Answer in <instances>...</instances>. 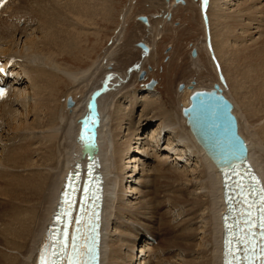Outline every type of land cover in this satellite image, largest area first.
I'll return each instance as SVG.
<instances>
[{"label":"bare ground","instance_id":"6f19581e","mask_svg":"<svg viewBox=\"0 0 264 264\" xmlns=\"http://www.w3.org/2000/svg\"><path fill=\"white\" fill-rule=\"evenodd\" d=\"M13 1L6 0L0 7V66L5 72V81L10 85L5 96L0 99V131L6 130L5 134L0 136V141H4V145L1 144L3 153L0 155V264H35L38 250L47 241L49 229L47 225L51 223V214L55 208L62 178L68 169H72L73 162L83 164L87 154L99 156L104 176L105 195L102 210L100 264H116L115 258L119 257V247L114 246L115 244L109 245L107 237L110 234L106 232V226L108 227L114 221H120L124 214L133 219H127L129 223L125 219L126 221L119 223L121 224L119 226L125 227L128 230L124 232L128 231L131 234L118 230L114 233L118 231V234L125 235L131 243L127 247L132 251V246L143 240L144 243L138 250L142 252L139 257L144 259L146 255L153 254V256L157 255V262L160 261L162 249L158 248L159 243L156 247H152L153 244L146 238L147 235L154 237L153 226L145 224V222H154L153 215L146 217L147 214L154 213H152L154 206L151 205L154 198L151 197L146 201L140 200L146 198L149 193L137 190L139 195L135 197L136 201L132 206H130L132 200L128 202L130 205L123 203V190L116 184L129 178L130 173L121 174L123 168L117 166L120 149L113 144L112 133L110 134L114 124L113 119L123 118L119 105H123V110H131L125 114L126 117H130L134 112L136 100L150 98L153 93L149 90L143 91L144 96L139 98L137 94L140 91H137V88L134 89V84L131 82L142 65L141 62H136V57L142 55L145 59L149 58L151 46L140 41L149 48L147 53H142L136 47L135 43L138 41H135L132 45L135 44L137 50L131 53H119L124 50L122 47L125 48L124 46L119 47L121 33H123V29H120L109 53L105 50L103 56L86 70L74 73L66 71L68 86H73L72 91L79 93L80 98L76 104L72 98H67L70 101L67 109L75 105L72 112L69 111L72 113L70 118L60 119V122L56 118L60 124L55 126L57 127L55 132L48 133V135L46 133V138L43 136V139L48 140V144L43 148L45 152H39L42 145L40 144V148L39 145L34 147L31 140L33 141L34 138L38 140L39 135L35 137L34 130L37 128L41 130L40 126L49 127L46 121H40L41 109L49 115L48 123H52L57 114H55V107L57 108V95L60 92V83L58 84L57 81L61 78L57 72H62L60 67L50 64L51 59L47 57L48 61L44 60L43 54L62 55L80 49L81 38L84 36L83 27L86 28L89 22L95 24L97 18L101 21L107 17L109 10L105 9L106 0H63V3L62 0ZM221 1L227 2V0H201L199 11L203 39L198 40V45L203 47L210 57L212 67L218 76L215 84L221 96L229 102V113L232 117L228 115L225 104L215 94L216 91L207 92L213 89V82L211 86L205 87V85L198 86L191 81L185 88V94L183 93L185 98L181 97L182 100H178L179 110L174 111L173 115L168 113L165 109V101L160 102V99L159 102L152 103L145 101L143 108L145 115L142 118L144 117L145 120H142V124L146 121L154 122L158 117V120L162 122V125H156L150 130L151 133L147 135L148 142L160 145V141L166 136L165 133L174 134L168 139L166 149L171 152L173 159L165 157L156 165V171L161 173V177L171 179L168 181L170 184L167 185L172 188V192H169L172 194L168 193L170 196H166L167 199L169 198L167 201L171 207L176 208L177 205L183 207V214H192V217L190 216L181 223L182 226L186 225V229L177 237L180 243L172 244L171 248H168L176 250L177 257H183L178 258V264H221L220 215L224 210L223 176L226 168L235 160V155H238L239 159L248 156L247 158L252 161L264 183V35L252 41V33L247 32L250 31L252 25L264 28L263 21L256 22L255 20L257 12L264 14V5L258 9L255 5L259 0H246L237 7L234 13L228 15L219 7ZM158 2L162 10L161 15L156 17L162 22L156 34L160 36L161 27L170 20L172 10L186 5V2L185 0L183 4L174 3L173 0H158ZM260 15L262 17V14ZM33 20L37 22V26H34L32 30ZM146 20L147 25L143 26L148 33H151L154 30L153 26L147 17ZM245 20L249 23H245ZM238 28L239 32H237ZM258 31L262 32L264 29ZM232 42L238 45L234 48L231 46ZM117 46L120 48H117L118 55L114 54ZM194 56L195 54L192 57ZM134 60L136 63L133 62ZM129 63L130 71L125 68ZM15 65L20 67L19 73L22 71L28 80L32 94L29 91L24 97L22 94L17 95V99L12 101L17 89L11 88L13 78L7 73L9 74L10 68ZM119 65L123 66L122 71L118 68L121 67ZM193 65L197 70L200 69L198 58L193 61ZM20 77L12 84L24 85L22 76ZM181 86L178 91L183 90L182 83ZM228 89L229 93H232L230 94L231 99ZM192 91L207 93L190 95ZM25 97H34L33 103L26 104ZM92 97L95 101V121L89 117V110L86 108L87 101ZM125 103L129 108H126ZM10 105L23 108L26 116L33 117V122H30H32L31 126L34 124L35 127L32 126L30 134H26L28 131L24 132L27 130L25 123L18 124L16 123L17 116L15 114L11 116L13 110L8 111L11 114L4 113V109ZM171 107L172 104H169L166 108ZM38 118L39 121H36ZM81 119L85 121L83 124H81ZM58 122L56 121V124ZM54 125L52 123L51 128L48 129H53ZM21 131L24 132L22 136L19 135ZM8 132L12 134L14 141L11 142L8 139ZM174 137L175 139H172ZM132 141H135V137L129 139L125 145L122 144L124 146L122 153L129 149ZM236 144L241 153L238 150L236 154L234 150ZM149 148L151 149V146ZM142 150L145 151L144 147ZM190 157L195 158V161L199 163V165L195 163L197 166L195 181L189 180L185 183L186 173L175 171L168 175L166 171H163L167 165V159L179 162L180 159H190ZM132 158L130 163L140 161L137 156ZM146 161L149 159L142 161L141 165H144ZM194 171L195 169L192 172ZM182 179L186 184L184 189L177 186ZM174 183L177 184L176 189L173 187ZM137 225L140 228L146 227L153 234L143 233L142 238ZM197 234L201 237L195 246L189 241L195 239ZM133 238L135 240L132 243ZM190 253L195 255L193 260L186 258L190 256ZM137 254L134 258L138 256ZM129 256L130 259L133 258V255ZM143 259L142 264H154L153 259H147L145 262Z\"/></svg>","mask_w":264,"mask_h":264},{"label":"rangeland","instance_id":"374dc122","mask_svg":"<svg viewBox=\"0 0 264 264\" xmlns=\"http://www.w3.org/2000/svg\"><path fill=\"white\" fill-rule=\"evenodd\" d=\"M245 1L246 0H227V2L221 1L219 3V5H220L219 7L223 10V12H225L228 15L229 14L231 15L232 13H234V11H236L237 7L240 4H243ZM15 2H17V0ZM19 2H20V0H19ZM63 2L64 1L62 0V3ZM185 2H186V5L179 6V8L177 7V9L174 8L175 10L174 9L172 10L170 20L168 22H166V24H164L161 27L162 28L161 35L157 36L156 30L159 28V26L162 22L161 19L156 17L158 15H161V10H162L158 6V3H159L158 0H153V1L152 0H106L105 9L109 10L107 17H105L101 21L99 18H97L96 19L97 21H95V24L89 22L88 23L89 25L86 24V26H87L86 28L83 27L82 30H83L84 36H82V38H81L82 41L80 43L81 44L80 49H78V50L76 49V51H74V52L65 53L62 55H55V54L51 55V54L44 53L43 57H42L44 60H47V57H48L49 59H51L50 64H55L56 66H58L62 69L61 70L62 72H57L58 75L61 77L60 78L61 81L60 80L57 81L58 84L60 83L59 84V87H60L59 91L60 92H59V95H57V105H56L57 108L55 107V109H56L55 114L56 113L57 114L54 116L53 121L51 119L52 123L55 124L54 127L52 126L54 130L48 129L49 127L51 128V125H52L51 122L48 123L50 121L49 120L50 117H49V115H47L46 112H44L41 109L42 115L39 116V118H41L40 121H42V122L46 121L47 124L49 125V127L45 128L44 126H40L41 130H42V128H44L43 129L44 132H43V130L42 131L38 130L39 128L36 127L37 128L36 130L38 132L36 130H34V132L36 133L35 137L39 135L38 140H35L36 138H34L33 141L31 140L34 147L39 145V148H40L42 145V147L40 148L41 151L39 150V152H45V151H43L44 150L43 148L45 147V145L48 144V140L46 139L47 140L46 141L45 139H43V136H44V138H46V133L48 135V133L50 134V133L55 132V129H57V127H55V126H59V124H60L59 122L61 121L60 119L65 120L66 117L70 118V116L72 114L70 112H72L71 110L75 107V105H73L71 108L67 109L65 107V101L68 97H70V98H72L73 102L76 104V101L80 98V95H79V93H74V91H72V90H74L73 86H68L69 82L66 80V79H68V77L66 78V75H65L66 71L70 72V73H74V72H79L81 70H86L89 67H91L93 62H95L96 60L100 59L103 56V53L105 50H108V53L110 52L109 50H112L111 49L113 47L112 43L115 42L114 40H115L117 34L119 33L120 29H123L122 30L123 33H121V39L119 41L120 42L119 47L124 46L125 48L122 47V49H124V50L122 52H119L118 49H120V48L117 46L116 49L117 48L118 49L117 50L115 49L116 52L114 51L115 52L114 54L118 55L119 53H129V52L131 53V51L133 52L134 50H137L135 48V44L132 45L133 43H135V41H143L149 47L151 46V50H149V52H150L149 58L145 59V57L143 58V56L140 55L139 57H136V59H135L136 62L142 63L141 69L145 70L144 77L141 80H137V78H136L137 75H136L133 78V80H131V82L134 84V85L132 84L134 86V89L137 88V91H140V93L137 94L139 96V98L141 96H144L143 91L147 92L149 90L153 93H152L150 98H146V99L142 98V99L136 100L137 102H136V105L134 107V112L133 111H132L133 113L131 112L132 114L130 115V117H126L125 114L129 113L131 110H128V111H126L127 109L123 110L122 109L123 105H119L120 107L119 106L118 107L121 108L120 112L123 115V118L121 120L117 117H115L113 119V123H114L113 125L114 126L112 125V131L110 132V134L112 133L111 137L113 138V144L116 146L117 149H120V151H119L120 152L119 153L120 154V157H119L120 162L117 161V166L119 165L121 168L124 169V170L122 169L121 174H124V173L126 174V172L128 174L130 173L129 178L127 177L125 180H123L121 182H117V184H116V186L118 188L123 190V203L125 205L131 204L130 206H132L133 202L136 201L135 197H138V195H139L137 190L139 192H146L147 191L149 193L146 196V198L140 199V200L146 201L147 199H151V197L154 198V199H152V204H151L154 206V209L152 207V213L153 212L154 213L146 215V217L153 215L154 222H152V221L148 222V223L145 222V224H147V225L149 224L150 226H153V228H154V231L153 230L152 231L154 232V237H155L154 239L155 240H153V242H151V243L153 244L152 247H154V246L156 247L157 243H159L158 248L162 249V251L160 252L161 260L157 262V260H156L157 255L153 256V254H148V255H146V257L144 259L142 258L143 262L147 261V259H150V260L153 259L152 263H154V264H178V262H179L178 258H181V259L183 258L182 256L177 257L178 252H176V250L168 249V248H171L172 244H179L180 243V240L177 237L180 234H182V232L185 231V229H186V225L182 226L181 223H182V221L189 218L190 216L192 217V214L191 215H187L186 213L183 214V212H184L183 207L181 208L180 205H177L178 207H176V208L171 207L169 201H167L169 199V198L167 199V197H169L172 194V193H169V192H172V188H170V186L168 187V185H167V184H170V182H168V181H170L171 179L166 178V177H161L160 176L161 173H157V171H156L157 170L156 165H158V163L160 161H162L165 157H171L173 159V156H171V154H170L171 152H169L166 149L168 147V145H167L168 139L171 138L170 136H174V134L171 132L165 133L164 135H166V136L164 139H162V141H160L161 142L160 145H155L154 142H152V143L148 142V140H147L148 136L147 135H149L151 133L150 130L153 127H155L156 125H162V122L160 120H158L159 119V117H158V119H156V121H154V122L152 121L150 123V122L146 121L142 124V120H145L144 117L142 118V116L145 115V114H143V108L145 105L144 102L145 101L151 102V103L155 102V101L159 102V99H160V102L165 101L164 102V104H166L165 109L168 110V113H171L173 115L174 111L179 110L178 100H182V98L183 99L185 98V96H184L185 88L190 84L191 81L196 83V85H198V86H202V85L204 86L205 85V87L211 86L212 82L216 83L218 81V76L216 75L215 70L212 67L208 53L204 50L203 47H199V45H198V40L203 39V29H202V23H201V18H200V11H199L200 10L199 8L201 7V4H200L201 0H199V1L198 0L197 1L185 0ZM261 5L262 6L264 5V0H259V2L257 1L255 8H258V9L262 8ZM137 14H145V16L147 17L149 22L152 24L153 29H154V30H152L151 33H148L146 28L142 24H140V22H138L136 20L135 17ZM258 14H259V12L256 13V15H257L255 18L256 22H258V21L262 22L263 21L262 24H264V16H263L264 14L260 13V14H262V17H260L261 15L260 14L258 15ZM245 21H246L245 23H247V24L249 23L248 20H245ZM27 22H28V19H27ZM32 23L33 24L31 27L33 30L35 28L34 26H37V22H35L33 20ZM262 29H264L262 26L258 27L257 25H252V28L250 29V31H247L248 33L249 32L252 33L251 34V36H252L251 40L252 41L253 40L256 41L259 39L260 35H262V36L264 35V31H262V32L258 31V30H262ZM239 31H240V29L238 28L237 32H239ZM36 37H37V34H36ZM17 39H15V40L17 41ZM24 39H25V37H24ZM24 39H23V41H25ZM249 40L250 39L248 38V41H247L248 43H249ZM237 45H238L237 43L233 44V42L231 44V46H233L234 48ZM192 49L194 50V54H195L194 57H192L190 54ZM201 49H202V51H201ZM140 57H141V59H143L142 61H141ZM194 58L199 59V68H200L199 70H197V68L194 67V65H193V61L195 60ZM192 59H194V60H192ZM135 60L133 61L134 63H136ZM119 66H121V65H119ZM122 67L123 66L118 67V68L121 70V69H123ZM125 68L128 71H130V69H131L130 63L127 64L125 66ZM19 70H20V67L17 65H15L13 68H10V70H9V72H10L9 74L13 78L12 83L13 82L15 83V81L18 78H21L20 76H22L23 83H24V85H22V86H20V84H16L17 86H13V89L15 88L17 90L13 95L14 99L12 98V101H15L17 99V95L19 96L20 94H22V97H24L25 93L27 94V92H29V91L32 94L31 88L28 85V80L24 77L22 71H20L21 75H19L20 74ZM49 71H50V69H49ZM17 72H18V75H17ZM149 78H153L156 80V84L154 85L153 89H145L142 86V83L147 81ZM100 79H102V78H100ZM178 83H182V85L184 86L183 90L178 91V89H177ZM141 92H142V94H141ZM229 92L230 91L228 89V95L230 98V94H232V93H229ZM68 94H71V95H68ZM232 98H234V97L232 96ZM24 101H25V103L27 102L26 104L33 103L34 97H30V98L25 97ZM125 104H127V103H125ZM169 104H172V107L167 109L166 107H169ZM126 108H129L128 104H127ZM9 110H13L11 116H13L14 114L17 116L16 123H18V124L25 123L24 126H25V129H27V130H24V132L28 131L26 134H30L32 131V130H30L32 128V126L35 127L34 124H32V126H31V123L33 122V117L28 116V115L26 116L25 112H24L25 110L23 108L20 109V108H18V106H15V105H10V107H6L4 109V113H6V114L10 113L11 114V112L8 113ZM14 111H15V113H14ZM117 115H119V114H117ZM39 118L36 121H39ZM56 118L59 119V122H58V119H56ZM30 121H32V122H30ZM56 121L58 122L57 123L58 125L56 124ZM27 126H29L30 128ZM3 127H4V124H3ZM45 129H47V131ZM2 131H4V132H2ZM5 131L6 130H1L0 136L4 135ZM9 132H10V130H9ZM9 132H8V139L12 142L14 140L11 137L12 134H10ZM22 132L23 131H21L19 135L22 136L24 133V132L23 133ZM41 132H42V135L40 136ZM43 134H45V135H43ZM132 137H135V141H132L131 145L129 146V149H127V151H123V153H122V150L124 148L123 145H125V143L129 139L131 140ZM163 137L164 136H162V138ZM39 139H40V142H39ZM172 139H175V137ZM1 144L4 145V141L3 142L0 141V155H1V153H3V147H1L2 146ZM148 145L151 146V149L149 148ZM143 147H144L145 151L142 150ZM147 148H148V150H146ZM138 150H141V151L138 153L137 152ZM162 150H165V151H162ZM111 152H112V150H111ZM165 152L169 156H167V154ZM134 156H137L140 161L130 163L131 160L133 159L132 157H134ZM145 159H147V160L149 159V161H146L144 165H141V162L144 161ZM195 163H196V165H199V163H197L195 161V158H192V157H190V159H185V158L180 159L179 162L173 161L171 159H167V165L165 166V168H163L164 169L163 171H166V174H168V175L175 172V171H176V173H177V171H178V173L181 172L182 174L186 173L187 178L184 175L185 176L184 179H185V183H187L189 180L195 181V177L197 174V170H196L197 166L195 165ZM259 163H260V161H259ZM133 164H135V165H133ZM136 165H138V166H136ZM194 169H195L194 172H196V173L192 172ZM114 173H116V171H114ZM112 176L113 175H111V177ZM159 177H161V178H159ZM159 181H161V182H159ZM180 181H181V183L179 182L180 183L179 185H177L178 184L177 181H176L177 184L176 183H174L175 185L173 184L174 185L173 187L175 189L177 186L180 187V189L181 188L184 189L186 187L185 186L186 184L184 183L183 179ZM165 186L169 189L167 190V188ZM117 187H116V190L118 189ZM162 189H164V190H162ZM135 190H136V192H135ZM155 192H156V196H155ZM164 193H166V195ZM153 194H154V196H153ZM176 195H178V194H176ZM188 199H189V196H188ZM129 200H132L130 202V204L128 203ZM202 209H201V211H203ZM112 212L114 213V210H112ZM122 215H123V212H122ZM125 219L126 220L127 219L132 220L133 217H129V215L124 214L122 216V219H120V221H118V222L114 221L112 224H109L108 227L106 226V228H107L106 232L108 234H110V236L107 237L109 245L115 244L114 246L119 247V252H118L119 257L116 256L115 263L116 264H142L141 263L142 259L139 257V256H141L140 253H142V252H139L138 250L141 249V245L144 243V241L142 240L141 242L134 244V246H132V249H133V251H132L127 247L128 244H131L130 241L125 238V235L123 236L122 234L117 233L118 231L124 232L125 230H128L123 226H119V225H121L119 223L126 221ZM147 219H151V218H147ZM127 221L129 223V220H127ZM133 221L135 222V220H133ZM167 223L169 225H167ZM132 225H134V224H132ZM137 226L139 229L138 232H139L140 236H141V234L143 235V233H148V234L152 233V232L148 231L147 228L144 226H142V228H140L139 225H137ZM195 227H196V225L192 228L194 229ZM187 229H190V227H187ZM115 230H118V231L116 233H114ZM126 232H128V231H126ZM126 232H124V233H126ZM128 233H130V232H128ZM141 237L143 238V236H141ZM200 237L201 236L197 234L195 239H191L190 241L189 240L188 241H189V243H192V245L196 246L195 243L198 244V242H199L198 239ZM134 240H135V238H133L132 243L134 242ZM166 240L169 242H167ZM181 242H184V241H181ZM168 244H170L169 245L170 247L167 246ZM155 250L157 251V248H155ZM137 252H138V254H137ZM167 252H168V254H167ZM156 253H158V252H156ZM136 254L138 256H136V258H134V256ZM129 255H133V258L130 259ZM189 255H190L189 257H186L188 260H190V259L193 260L195 258V255H193L191 253Z\"/></svg>","mask_w":264,"mask_h":264},{"label":"water","instance_id":"95a60500","mask_svg":"<svg viewBox=\"0 0 264 264\" xmlns=\"http://www.w3.org/2000/svg\"><path fill=\"white\" fill-rule=\"evenodd\" d=\"M174 2H180V3H183V0H174ZM179 87H180V86H179ZM209 91L212 92V93H214L213 91H216L215 94H216V95L219 97V99L225 104V106L227 107V110H228V115H229L230 117H232L231 114L229 113L230 104H229V102H227V101L221 96V94L219 93V89L217 88V86H216L215 83H213V89H211V90H209ZM200 93L205 94V93H207V92H204V91H194V92H192V94H190V95H193V94H200ZM91 101H92V102H91V106L89 107V117H91L92 120L95 121V109H94L93 99H92ZM183 110H184V109H182V111H183ZM90 134H91V131H90ZM88 155H89V154H87V158H88Z\"/></svg>","mask_w":264,"mask_h":264},{"label":"snow or ice","instance_id":"6c2138e0","mask_svg":"<svg viewBox=\"0 0 264 264\" xmlns=\"http://www.w3.org/2000/svg\"><path fill=\"white\" fill-rule=\"evenodd\" d=\"M41 264H48V262H47V261H44V260H42V261H41ZM70 264H71V262H70Z\"/></svg>","mask_w":264,"mask_h":264}]
</instances>
